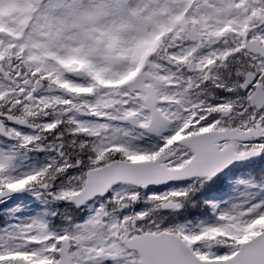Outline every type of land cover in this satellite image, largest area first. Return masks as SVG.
Returning <instances> with one entry per match:
<instances>
[{"label": "snow or ice", "instance_id": "snow-or-ice-1", "mask_svg": "<svg viewBox=\"0 0 264 264\" xmlns=\"http://www.w3.org/2000/svg\"><path fill=\"white\" fill-rule=\"evenodd\" d=\"M0 264H264V0H0Z\"/></svg>", "mask_w": 264, "mask_h": 264}]
</instances>
